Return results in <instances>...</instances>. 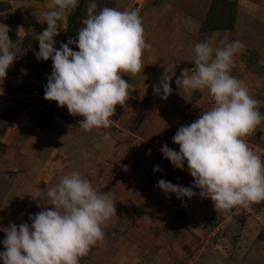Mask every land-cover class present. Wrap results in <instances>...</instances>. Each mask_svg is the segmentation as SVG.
I'll list each match as a JSON object with an SVG mask.
<instances>
[{"label": "clouds", "instance_id": "1", "mask_svg": "<svg viewBox=\"0 0 264 264\" xmlns=\"http://www.w3.org/2000/svg\"><path fill=\"white\" fill-rule=\"evenodd\" d=\"M79 0H54V8L44 13L46 29L37 34L39 51L36 59L52 60V71L44 86V98L67 107L69 114L80 116L82 130L109 128L116 106L129 99V83L125 74L138 75L145 65L143 56L151 45L146 42L145 29L135 9L121 11L90 3L83 27L67 42L56 36L66 11H74ZM42 22V23H43ZM66 31V30H64ZM75 44L78 51L70 45ZM14 42L7 26L0 29V79L17 59ZM244 48L243 42L225 40L223 47L213 48L211 41L194 47V67L181 70L175 84L187 101L194 92H204L213 106L188 124L178 128L172 140L179 151L164 144L160 151L177 169L194 178L191 186L173 184L160 179L157 186L166 194L174 193L183 203L199 189L201 198H209L216 211L230 212L264 202V159L246 142L264 122L259 101L231 75L234 57ZM178 64V63H177ZM176 65V64H175ZM175 65L153 90L166 100L173 89ZM108 139V136L105 135ZM149 149V153H150ZM155 171H162L159 165ZM47 203H43L44 199ZM51 207L30 214L29 223L6 229L3 264H80V259L104 240L103 226L116 214L114 198L98 191L78 172L64 175L42 195L33 196Z\"/></svg>", "mask_w": 264, "mask_h": 264}, {"label": "rangeland", "instance_id": "2", "mask_svg": "<svg viewBox=\"0 0 264 264\" xmlns=\"http://www.w3.org/2000/svg\"><path fill=\"white\" fill-rule=\"evenodd\" d=\"M84 1V7L79 11L78 15H75L73 11H68V26L71 31H76V36L78 35L77 31L80 29L79 27L83 26L82 20L86 18V11L83 14H81V11L92 2L98 5L97 11L103 7H112L121 11L135 9L139 12L145 29L146 42L151 45V49L146 50L144 53L143 64L155 63V65H151L153 71L147 76L146 73L143 72L145 69H142L135 77L125 74L123 78L128 81L131 80L129 81L130 97L126 101V109L122 111L121 115H118L114 119L116 125L110 127V131L102 128L100 129L101 133H99L97 137H99L100 134L102 135L99 141H97L99 143H97L95 147L96 150L92 153L91 150L86 149L88 156L92 153L90 156L92 157L91 159H88V157L85 158V148H88V145L76 144L72 146V144H70L68 145V149L72 147L67 151L68 157H60L63 162L58 172L52 173V170H45L42 177V175L39 176L37 173H34L31 168L25 167L22 169L24 173L33 176L34 183L37 181V188L28 189V193L31 192L29 197V199H31L29 203L30 207L28 210L25 206H20L16 216L10 217L11 219H9L0 209V230L4 232V238L6 229L12 224L11 222L14 221L13 223L17 226L21 223L31 224V221L27 217L28 212L35 214L43 208L51 207L45 204L38 207L37 204L39 201L38 199L34 200L33 196L46 193L47 190L55 186L64 175L78 172L82 177L87 178L96 188V184H98L99 180L101 178H106L105 184H101L100 187H102L103 191L109 190L110 197L116 199V196H118V198L121 199L123 186L117 185L114 172H110L106 176L102 168H104L105 162L107 165L115 161L113 160V162H111L112 149L117 150V148L125 143L124 139L119 136L120 133L128 134L129 132H133L143 140H147L142 132L136 133L140 124L145 120L144 122H148L147 124L152 125L153 123H159L162 122L163 119L168 118L170 108H167L168 111H163L161 109L159 100L163 99L153 90L154 86L158 85L162 77L167 74L166 69L176 64L175 76L170 84L173 91L172 94L168 96L172 101L174 99L175 104L173 107L176 108L175 112H177V114L172 115V117L176 115L180 119L182 118L181 114L187 110V117L189 119H197L200 112L213 103L207 90H205L207 93H204L206 95L205 98H201L200 100L199 92H194L189 102L182 96L184 93L180 92L179 87L175 84V79L179 77L182 69H191L194 67L193 50L196 43L211 41L215 49L223 47L225 40L229 42L232 40H239L243 42L244 48L235 55V66L231 71L236 72V70H238L239 73V70H243L242 68H245V71L250 68L251 72L246 71L249 77L255 75L254 73H260V70L261 73L264 71V0H233L236 4V19L235 22H233V20L230 22L233 23V26L225 30H208L205 28L204 21L196 27L194 19L199 21L201 16L198 18L192 13L198 10V8L194 7H199V9H201L200 11L204 12L209 0H146V2L142 0ZM3 4L9 3L3 2ZM205 4L206 6L204 7ZM16 10L12 13V16L9 17V20H15L18 18V14H22L23 16L21 10L18 12ZM145 15H147V18L144 17ZM214 15L210 16L208 24L218 22L217 19L215 20L216 16ZM203 19H207V16H204ZM45 23L46 22L42 24L39 23L37 27L35 26L36 30L31 35L33 40H35L36 35L40 33L39 31L43 30ZM65 38L64 41L67 42L68 38L67 40ZM55 39L58 42L56 45L57 47L59 46L60 36H56ZM33 40H31L29 50L36 44ZM25 46L26 44L14 46L18 52L16 62L20 64L23 62V65L28 68H34V66H37V68L41 67L44 61H38L36 56L31 54L32 52H29L28 47ZM70 47H72L73 50H79L75 44L70 45ZM149 52L151 53L149 54ZM149 55H151V57ZM152 59H154V61H152ZM257 59L258 61L255 63ZM250 60H252L251 62L253 64H247V61ZM259 61H262L261 64L263 69H259L261 67ZM255 64L258 67L253 68ZM252 68L257 72H252ZM240 75L246 78L244 73ZM20 76L22 77L19 79L21 83L22 80H29V85L32 87L31 93L34 94V96L27 98L31 104H35V100L37 99L41 100L40 97L44 98V87L40 84L33 85L34 74L25 71L21 73ZM258 78L264 80V74H261ZM252 86L251 87L255 89L259 88L255 85ZM26 88L29 87L27 86ZM259 90H261V88H259ZM26 91H30V89ZM39 94H42V96H39ZM249 94L252 97L260 96L259 94ZM9 96L8 98L12 99V95ZM5 97L6 96L0 93V101ZM55 103L58 105L57 102ZM13 104L16 106L15 102H13ZM63 108L66 110L65 107ZM45 109L46 110L43 111L47 112L49 107ZM54 110L58 111L57 116L58 114L59 116L57 118L64 123V115L60 114L61 109L55 105V107H53V111ZM116 110L118 111L117 108ZM2 111H4V113H2L0 117V122H3L2 120L5 121L7 119L6 117H8L9 120L13 119V116L7 114L11 109H7L6 105L3 107ZM40 116L42 115L38 114L37 118ZM42 117H47V115H43ZM60 127H62V130L66 128L67 125ZM148 128L152 127L147 126V129ZM67 130L70 133L68 128ZM162 130L164 132V129ZM62 133H64V131H62ZM105 135L108 136V139L105 138ZM109 135L111 139H109ZM57 148L60 149L61 152H65V149L59 147V144ZM262 148L261 151L257 149L256 153L261 155L262 159H264V147ZM103 151L106 154V158L101 157ZM49 152L46 153V156L50 154ZM168 161L169 160L165 159L162 155L154 166L159 165L160 169L163 170L166 165H168ZM129 163L131 164V162H128V164ZM126 164L127 159L115 162V165L118 167H123ZM185 166H187V164H185ZM126 169L128 168L126 167ZM125 172L126 177L130 173V169ZM95 173L98 175H95ZM160 173L161 171L154 172L153 167V170L149 172V179L160 175ZM122 174L123 173L120 175L121 179ZM173 174L175 175L174 172ZM175 176L179 177V175ZM55 178H59V180L56 181L54 180ZM174 178L173 176L170 180H174ZM193 179L190 173L187 172L184 186H191ZM138 183L134 191H140L142 195L144 194L147 196V199H142V196L137 197L134 206L131 207L130 201L133 203L134 197H124L122 201L123 205L120 204L123 207L119 206V214L116 213L120 216L119 220L113 219L112 216L107 225L103 226V242L94 246L87 256L82 257L80 259V264H264V213H262L263 219L261 220L263 224L260 226L259 231L254 235L240 237V235L235 233L233 228H231L229 222L232 220V217H226L223 211L217 212L207 201L209 200L208 198L197 197L199 192H196L197 195L193 196L191 199L184 197L182 203L180 199H177L174 193L166 194L163 190L157 189V187L148 190L149 181ZM27 184V186L30 187L31 183L29 180ZM97 189L100 192L102 191L99 188ZM127 191L130 194L133 193L131 188L129 189L127 186L124 196H126L125 194ZM42 202L47 203V199L45 198ZM263 204L264 202L253 204V207H255V209L259 207L263 208ZM116 206L117 205H115V207ZM36 208L37 210H34ZM236 209H241V211L246 212L245 208L238 207ZM232 211H234V209L231 210V212ZM122 218L123 221H121ZM134 227L138 228V230H134ZM1 246L3 248L0 247V251H4L3 243ZM0 264H3L2 259H0Z\"/></svg>", "mask_w": 264, "mask_h": 264}, {"label": "crops", "instance_id": "3", "mask_svg": "<svg viewBox=\"0 0 264 264\" xmlns=\"http://www.w3.org/2000/svg\"><path fill=\"white\" fill-rule=\"evenodd\" d=\"M142 1L146 2V0H142ZM3 2L4 3L8 2L10 7L0 12V29H3L4 25L7 26L8 35L10 39L14 42V46L19 44H26L25 47H28V51L32 52L31 54H34V52H38L39 41L37 39L33 40L31 38V35L36 30L35 26H37L39 23L42 24L44 19L43 18L44 13L49 10H52L55 7L54 0H0V3ZM194 8H198V10L192 13L195 14V16L198 18H200L201 16V19H199V21L197 19H194L196 27H198L200 23L204 21L203 18L204 16L206 17L207 13L206 10L204 11L203 8L202 10L204 12L200 11L201 9H199V7H194ZM15 10L17 12L21 10L23 12V16L22 14L21 15L18 14V18H16L15 20L12 19L9 20V17L12 16V13H14ZM238 11H239V3H238ZM144 17L147 18V15H145ZM67 20H68V11L65 12L64 17L59 24L61 31L58 37L60 36V41L63 42H65L64 41L65 37L66 40L67 38L69 39V37H71L69 34L67 35L69 28L68 26L69 22ZM46 27L47 24L45 23L43 30L42 31L40 30L39 32L42 33L46 29ZM31 40H33L36 44L34 43L35 44L34 47L30 48L29 50V45L31 43ZM59 47L60 44L59 46H57V48ZM14 51L17 58V53H18L17 49H15ZM150 53L151 52H149V54ZM149 56L151 57V55ZM252 60L247 61V64H253L251 62ZM152 61H154V59H152ZM257 61L258 59L255 60V63ZM261 62L262 61H259L260 64ZM52 63H53L52 60L49 59L47 61H44V64H42V66L39 68H37V66H34V68H28L25 67V65H23V62L22 64H20L15 60L14 63L10 66V68L7 70L6 77L3 80L0 79V93L6 96L0 101V117L2 113H4V111L2 110L5 105L7 109H11V111L10 112L8 111L7 114L13 116V119L9 120L8 117H6L7 119L5 121L2 120L3 122H0V209L5 213V215L9 219H11L10 217L16 216V214L18 213L17 210L19 209L20 206L23 207L25 206L26 209L28 210V208L30 207L29 203L31 201V199H29L31 192L28 193L29 192L28 189L37 188L36 185L37 181L36 183H34V180L32 178L33 176L24 173L22 169H24L25 167H28L29 169L31 168V170L34 171V173H37L39 176L42 175V177H43V172L45 170H50V171L52 170L51 171L52 173L58 172L61 168L62 165L61 163L63 162L60 157L61 156L68 157L67 151L76 144L88 145V148L87 147L85 148V158L88 157V159H91L92 157L90 156L93 153V151L96 150L95 147L97 143H99L97 141H99V138L102 135L100 134L99 137H97L98 134L101 133L100 129H93L91 132H86L82 130L79 125V122L82 119V117L73 116L69 114L66 106H65L66 110H64V108L59 107L55 103L56 101L54 100L50 101L40 97L41 100L37 99L35 100L36 101L35 104H31L29 99H27L34 96V94L31 93L32 87L31 85H29L30 83L29 80L28 81L22 80V83L19 81L21 77L20 76L21 73H24L25 71H29L30 74H34L33 85L35 86L36 84H40L42 85V87H44L47 83L49 75L51 74ZM151 65H155V63L146 64L144 67L145 70H143V72L146 73V76L153 71ZM254 67H258V66L255 64L253 68ZM253 68H252V72L256 71L253 70ZM261 68L263 69L262 64L259 69ZM242 69L243 70H239V73L238 70H236V72L231 71V75L237 78L242 83V85L248 89L249 93L260 95L258 97L253 96V98L259 101V111L261 115L264 116V91H263L264 80L258 78V76L264 74V71L263 73H261L260 70V73H254L255 75L249 77L248 72L246 71L251 72V69L248 68L246 71L245 68ZM240 72L244 73L247 79L244 78L243 75H240L241 74ZM126 81L130 85L129 81L131 80L129 81L126 80ZM252 85L261 88V90H259V88L258 89L252 88L253 87ZM27 86L29 88H26ZM29 89L30 91H26ZM196 92L198 93L199 91ZM205 92L206 91L199 92L200 100L201 98H205L206 96L204 94ZM9 95H12V99L8 98L10 97ZM39 96H42V94H39ZM13 102L16 103V106L13 104ZM159 102L161 104V109L163 111H168L167 108H170L169 109L170 114L168 115V118L163 119L162 122L153 123L152 125L147 124L148 122H144L145 120L140 124V126L137 128L138 130L136 131V133L142 132L147 140H143L140 136L138 137L133 132H129L128 134L120 133L119 136L122 139H124L125 143H123L121 147L117 148V150L112 149L111 162L115 160L113 162L114 164L107 162L108 164L106 165L105 162V166L104 168H102L103 171H105L106 176L110 172H114L117 179V185L123 186L122 187L123 193L121 194L122 196L121 199L118 198V196H116V199H114L115 200L114 204L117 205L116 213L118 214H119L118 212L119 206L123 205L122 201L124 200V197L129 198L131 196V198L132 197L135 198V199L133 198V203H131L130 201L131 207L134 206L137 197L142 196V199L144 200L147 199V196L144 194L142 195L140 191L139 192L134 191V189H136V186H138L139 184L138 182L149 181L148 190L154 189L156 187L157 189H160L157 186V182L160 179L173 182V184L184 186V182H185L184 180L186 177V173L188 172L187 166H185L184 170L177 169L170 161H168L167 163L168 165H166V167L161 171L160 175L154 178H150L151 180L149 179L150 177L149 172L153 170L154 165L156 164L158 159H160L163 155L162 152L160 151L162 146L164 144H167L170 148L179 151V145L173 143L172 140L173 136L175 135L179 127L188 125L196 120L193 118L189 119L187 117V113H188L187 110L181 114L183 119L182 118L179 119L176 115H175L176 117L175 116L172 117V115L177 114V112H175L176 108L173 107L175 104L174 99L172 101L170 97L167 98L166 100L164 99L159 100ZM213 104L214 101L212 104H210V106L206 107V109L202 110L200 113L209 110L213 106ZM55 105L59 109H61L60 114L64 115V120H65L64 123H62L61 120L57 118L59 116V114L57 116L58 111L57 110L53 111V107H55ZM46 107H49V109H47L48 110L47 112H44L43 110H46L45 109ZM116 108L118 109V111L116 110L115 114L112 116L111 127L116 125L114 119L118 115H121L122 111H125L124 109H126V106L117 105ZM38 114L39 115L41 114L42 116L47 115V117L40 116L39 118H37ZM165 124H167L168 126ZM66 125L67 127L61 130L62 127L60 126H66ZM147 126H150L152 128L147 129ZM67 128L69 129L70 133L68 132ZM102 129L110 131L111 128L109 127ZM162 129H164V132ZM62 131H64V133H62ZM109 137H110L109 139H111L110 135ZM246 142L255 152L257 149H259L260 151L263 149L262 147H264V122H262L257 127L256 131L251 136L246 138ZM58 144L59 147L61 148L63 147L65 149V152H61V150L57 148ZM70 144H72V146L68 149V145ZM86 149L91 150L92 153L89 154L90 156H88V152H86ZM149 149L151 150L150 153H149ZM47 152L50 153L48 156H46ZM105 155L106 154L103 151L101 157L106 158ZM122 159H127L126 165H124L123 167H118L117 165H115V162H119ZM128 162H131L132 165L130 163L128 164ZM126 167L130 169V173L125 177V173H126L125 171L126 170L128 171ZM173 172L175 173V175H179V177L175 176ZM121 173H123L122 179L120 176ZM95 175L98 174L95 173ZM173 176L175 177L174 180H170V178H173ZM28 180L31 183L30 187L27 186ZM54 180L57 181L59 180V178H55ZM105 180L106 178H101L98 184H96L97 188L102 190L101 191L102 193L107 191V190L103 191L102 187H100L101 184H105ZM127 186L129 187V189L131 188V191H133V193L130 194L127 191L125 194L126 196H124L125 188ZM194 191L199 192V189H194ZM106 194L110 195L109 190L106 192ZM198 196L199 195H197V197ZM207 201L214 208L211 199ZM125 209L128 210L127 208ZM34 210H37V208ZM262 213H264V207L263 208L259 207L255 209V207L251 205L250 207L246 208V212L241 211V209L238 210L235 208L234 211L224 213V215L228 218L232 217L231 218L232 220L229 222L231 228H233V231H235V233H238V235H240L241 237L246 235L248 236L254 235L259 231L260 226L264 222V221L261 222V220L263 219ZM27 214H28L27 217L29 219V215L32 213L28 212ZM114 218L118 221L120 216L114 215L113 219ZM121 221H123V218L121 219ZM133 229L138 230V228L136 227H134ZM3 235L4 232L0 230L1 248H3L1 246L4 240Z\"/></svg>", "mask_w": 264, "mask_h": 264}, {"label": "trees", "instance_id": "4", "mask_svg": "<svg viewBox=\"0 0 264 264\" xmlns=\"http://www.w3.org/2000/svg\"><path fill=\"white\" fill-rule=\"evenodd\" d=\"M84 0H79L78 7L76 10L73 11L75 15H78L79 11L84 7ZM206 4L204 5V7ZM9 4L0 3V11H3L6 8H9ZM87 8V7H86ZM86 8L82 10L81 14L86 11ZM217 8V9H216ZM98 10V7H97ZM206 16L207 19L204 20L205 28L208 30H217V29H227L233 26L232 22H235L236 19V4L233 0H209L207 7H206ZM215 14V15H214ZM216 16L215 20L217 19V23L208 24V20L210 16ZM72 17V16H71ZM74 24V23H73ZM37 27V26H36ZM83 27V26H81ZM79 27V28H81ZM76 31H71L68 28V34L70 36L76 37ZM264 205V204H263ZM253 206V204H252Z\"/></svg>", "mask_w": 264, "mask_h": 264}, {"label": "built area", "instance_id": "5", "mask_svg": "<svg viewBox=\"0 0 264 264\" xmlns=\"http://www.w3.org/2000/svg\"><path fill=\"white\" fill-rule=\"evenodd\" d=\"M264 151V150H263Z\"/></svg>", "mask_w": 264, "mask_h": 264}]
</instances>
